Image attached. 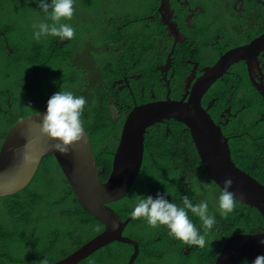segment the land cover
Returning <instances> with one entry per match:
<instances>
[{
    "label": "trees",
    "instance_id": "obj_1",
    "mask_svg": "<svg viewBox=\"0 0 264 264\" xmlns=\"http://www.w3.org/2000/svg\"><path fill=\"white\" fill-rule=\"evenodd\" d=\"M25 2L26 0L22 4L25 5ZM23 15L24 9L12 11L6 0H0V30L7 29L9 33L18 35L19 33L14 32L15 24L10 21H13L15 17H23ZM128 18L129 20H125L121 26L132 24L131 26L120 32L119 26H114L110 39L108 41L104 39L107 46L105 45L104 51L97 52V59L102 61V64L92 74L93 80L86 75L77 76L75 73L78 72L74 71L73 67L63 69L60 73H50L56 79V82L52 84L54 88L52 95L57 91L69 90L77 96H84L87 101L81 118L85 129L90 134L97 165L99 168L104 167V172L100 175L102 182H106L111 173L114 153L126 121L124 113L126 110L121 108L124 105L123 102L127 100L126 94H119L122 98L118 104L119 100L115 95H112V92L115 93V89L113 88L114 81L109 78L110 70L121 72L122 69H134V73L141 75L139 78L131 80L138 103L149 100L152 94V92L149 93V89H153V93L158 98L164 97L166 92L163 82L158 78L160 72L156 66L165 62L171 50V42L168 41L165 47L164 41L162 42L160 38L162 35L160 28L152 31L153 27H156L153 25L155 23L145 22L144 19L142 21L139 16L135 15ZM219 18L210 17L208 20L211 21L209 22L196 23L198 27L189 39V43L177 46L174 55L175 58L180 57L177 61L182 58H191L207 63L212 58L216 59L218 55L205 56L204 59L202 50L213 44L217 36L225 37L227 25L217 23L224 17ZM78 24L82 23L78 22ZM137 24L141 25L139 29ZM142 24L143 26L147 25L143 28L147 35L150 32L153 34L143 37L140 34H144ZM236 26L230 25L228 31L232 30L231 33L236 34L234 29ZM137 37L138 39H136ZM0 39V56H3L5 51L1 35ZM218 40L223 39L218 38ZM9 44L13 45L11 42ZM55 44H57L56 41ZM40 46L46 49L50 45L46 43ZM114 47H117L123 55L113 56L111 49ZM195 47H197L198 53L195 51ZM54 48L56 45L53 43L50 49ZM157 48H160L161 52L156 53ZM38 51L47 54L46 51L39 49ZM104 55L107 57L104 58ZM71 61H73V56L69 63ZM240 78L242 80L236 81L237 78L233 76L227 77L223 83H218L214 94L211 93L210 96L218 97V103L227 101V98L222 94H228L229 99L238 100L236 104L230 102L228 104L232 108L230 114L236 113L238 121L225 127L223 131L230 137L234 163L264 185V131L260 130L261 125L257 123L259 118L252 120L251 115L239 116L248 112L249 109L262 114L260 109L263 107L260 105L261 100L252 95L253 87L249 76L245 75ZM229 80L236 82L231 83ZM32 81H24L23 84L34 85L37 82L42 84V81H38V79H35L33 83ZM20 85H22L21 82L14 81L12 84L4 85L5 90L0 88V104L3 103L1 98L10 95L11 91L18 89ZM141 88H144V95L141 94ZM27 108V103L20 106L17 114L22 117L26 116ZM220 113H217V117ZM167 127H169V131ZM244 131L251 133L252 136L243 135ZM2 137L5 138V135ZM144 148L142 167L132 189L125 199L109 204L122 220L131 213L137 196L152 195L155 197L157 193L166 194L167 198L176 204H180L181 197L185 195L190 199H195V191L192 186L195 181L200 179L196 172L201 169V166L191 141L190 132L184 131L181 124L174 122L169 125L153 126L145 135ZM44 168H47L44 173L53 172L52 178H43L40 181V186L49 191L48 199L42 189H39L38 192H31L36 198L35 204L45 206L42 216L36 219L28 218L23 214L18 200L13 197L0 199V257L2 254L4 256L11 255L12 250L18 254L24 250L22 248L25 239L21 238V235L30 238L35 234H41L49 240L51 250L45 253L30 254L29 258L32 255V259L39 264L44 261L46 264L55 263L56 260L84 246L103 231L101 223L77 203V199L66 183L57 178V175L60 177L61 170L54 156L50 157L49 165L46 164ZM208 183L215 187L209 181ZM217 191L219 194V190ZM56 196H59L57 202H55ZM216 197L211 203L214 207H216ZM67 199H71V204L74 205L66 204ZM57 208L59 210L58 218H55V209ZM211 213L215 215L216 223L206 237V246L203 248L194 246L187 255L182 251L184 244L170 236L165 229L151 230L145 225L146 222L142 218H133L126 226L124 233L138 241L139 255L134 264H167L169 258L177 260L178 264H215L218 255L233 234L256 235L264 232V218L257 209L251 206H244L235 201V207L227 217L221 216L216 209ZM190 218L203 234L204 229L199 219L195 216ZM9 219L10 231H7L5 224L9 222ZM140 228H145L146 231L142 234L138 231ZM158 237L162 238L158 239ZM131 251L132 248L128 245L114 243L97 252L82 264H126ZM24 254H27L25 250ZM0 264H8L5 257L0 258Z\"/></svg>",
    "mask_w": 264,
    "mask_h": 264
},
{
    "label": "water",
    "instance_id": "obj_2",
    "mask_svg": "<svg viewBox=\"0 0 264 264\" xmlns=\"http://www.w3.org/2000/svg\"><path fill=\"white\" fill-rule=\"evenodd\" d=\"M168 5L171 7L170 0H163L160 13L165 12ZM0 33L3 34L1 31ZM260 51L264 52V35L251 45L239 47L221 57L211 73L202 80H197L190 100L185 96L186 102H174L169 99L134 108L122 129L114 153L112 170L106 182L100 179L104 167L99 168L97 165L90 134L85 127L84 139L72 145L67 155H61L54 153L53 142L40 132L43 114L19 121L8 132L0 152V199L14 196L24 190L43 157L55 154L62 175L79 204L104 228L94 240L56 264H81L93 253L114 242L133 248L127 264H134L139 253L138 244L135 240L123 236L124 228L133 217L130 215L123 221L108 204L124 199L136 182L143 163L145 135L148 129L156 123L176 120L190 129L195 151L209 180L221 189L223 180L231 177V191L235 193V201L257 209L264 218V186L250 173L233 163L227 138L201 105L204 87L208 88L211 81L222 76L232 63L246 62V66L251 70ZM169 63L170 61L165 66H160L162 72L166 71ZM261 74L264 78L262 70ZM250 77L253 81L254 75L251 74ZM259 239H264V232L256 235L235 234L226 242L215 264H241L243 259L251 264L256 256L264 255V247L258 245Z\"/></svg>",
    "mask_w": 264,
    "mask_h": 264
},
{
    "label": "flooded vegetation",
    "instance_id": "obj_3",
    "mask_svg": "<svg viewBox=\"0 0 264 264\" xmlns=\"http://www.w3.org/2000/svg\"><path fill=\"white\" fill-rule=\"evenodd\" d=\"M23 1L24 0H6L12 11H19V9H24L25 7H37V4L27 2V0L24 5L22 4ZM110 1L111 0H102V5H106L107 3L109 5ZM158 1L161 2V0ZM99 3L100 0H76L74 4L75 16L70 21L84 24L77 30L78 39L60 41L59 38H54L47 42L50 46L46 49L34 43L30 44L27 48H23L20 43L22 41L18 42L13 38V34L9 33L7 29L4 31L0 30L3 33H0V35L4 42L5 51L3 52V56H0V88H3L6 84H12L14 81L21 82L22 78L28 79L40 69L45 71L46 74L51 72L56 74L58 72L60 73L63 69L73 67L74 71L76 70L78 72L75 74L83 77L86 74V66L82 64L77 65L73 61L69 63L71 59L70 54L74 53V49L77 53H85L86 51L96 53L99 50V45L102 43L104 36V31L99 25L98 19L95 17V7ZM170 5L171 7L168 5L165 12H161L157 21L153 17L149 18V21L155 22L153 25H156V27H153L152 31L158 28L162 31L160 38L162 42L164 41L165 47L168 41L171 42V50L165 62L156 66L158 72H160V77L158 78H160L166 88L165 96L158 98V96L153 93V89H149V93L152 92L149 100L144 103H138V100L135 98V88L131 80L132 78H139L141 75L134 73V69H122L121 72H113L112 69L110 70L109 78L114 81L113 88L115 89V93L112 92V95H115L119 100L118 104L120 103V98H122L119 94H126L127 100L123 102L124 105L121 106V108L126 110V115L130 114L137 106L167 100L168 98L182 101L185 100V96H188L187 100H190L193 97L192 90L197 80L211 73L221 57L239 47L251 45L264 35V0H173L170 1ZM210 17H224L217 23L227 25V31L224 34L225 37L217 36L213 44L202 50V57L204 59L205 56L211 57L218 55L216 59L212 58L207 63L191 58H182L180 61H177L180 58L174 57L177 46L188 44L189 39H191L194 31L198 27L196 23L203 24L209 22L211 21L208 20ZM109 23L110 24H106L108 25V31L105 32V39L107 41L110 39L109 37L112 32V21ZM230 25H237L234 28L236 34H232V30L228 31ZM139 27H141V25L137 24L138 29ZM152 34V32L148 35H145V32L144 34L141 33L143 37ZM218 38H222L223 40L219 41ZM55 41L57 44H55ZM9 42L13 45H10ZM221 42L222 45H220ZM53 43L56 45V48L50 49ZM105 45L107 46L106 43ZM38 49L46 51L47 54L41 53ZM195 51L198 53L197 47H195ZM155 52H161V49L157 48ZM261 52L262 51H260L257 59L253 61V68L251 70L246 66V62L238 61L232 63L227 67L228 70L221 74L222 76L211 81L208 88L204 87L205 93L201 96L202 107L210 114L214 123L222 131L225 127L238 121L236 113L230 114L232 108L228 105L229 102L236 104L238 100L235 98L229 99V97H227L228 94H222L227 98V101L218 103V97H211V93L214 94V90L217 88L218 83H223L227 77L233 76L237 78L236 81H240L242 80V78H240L241 76L248 75L251 80V74L254 75V80L251 81L253 87L252 95L261 100L260 105L263 109H260L262 114L255 113L252 109H249L248 113L251 115L252 120L259 118L257 123L261 125L260 130L264 131V82L260 81L261 70H264V52ZM168 61H170L168 68L166 71L162 72L160 66H165ZM11 64L14 66H10ZM91 78L93 80V75ZM40 81H42V84L37 82L34 85H30L27 83L25 85H20L18 89L12 90V102L23 106L27 102L40 103L46 101L53 93L54 88L52 84L56 82V79L54 77L51 81ZM236 81L229 80L231 83ZM259 81L261 83H259ZM141 94L144 95V88H141ZM8 105L10 106L11 104ZM1 109H3V107ZM218 112L221 113L217 117ZM227 114L230 115L228 116ZM172 122L174 121H165L164 123H157L154 126H161L162 124L169 125ZM167 130H169V127H167ZM184 131H188L187 128L184 127ZM243 135L252 136L251 133L246 131L243 132ZM236 136L240 137L239 135ZM68 204L74 205L71 204V200ZM193 247L194 246L183 245L182 251L187 255Z\"/></svg>",
    "mask_w": 264,
    "mask_h": 264
},
{
    "label": "clouds",
    "instance_id": "obj_4",
    "mask_svg": "<svg viewBox=\"0 0 264 264\" xmlns=\"http://www.w3.org/2000/svg\"><path fill=\"white\" fill-rule=\"evenodd\" d=\"M151 1L154 2V5L152 7L153 9L150 12V14H147V15H141V10H142L141 5H136L131 8L127 7V5L117 7L113 12V17L111 19L112 21L111 27L113 28L114 26H119V32H120L124 28L131 26L132 24H125L124 27H122L121 25L125 20H129L128 17H130L133 14L135 16H139V18L142 21L144 19L145 22L149 21L150 20L149 18L151 17H153L157 21L158 17H160L161 15L160 10H161V5H162L163 0H161V2L158 0H151ZM27 2L37 4L38 13L43 14V16L46 18L44 21L38 22L33 25L34 40L41 41L42 38L56 37V38H59L60 41H66V40H71L74 38L75 29L70 24L64 23L62 21L72 19L74 12H75L74 4L76 0H27ZM107 6H108V3L106 5H102V0H100V3L96 5L95 9L96 10L100 8L105 9ZM48 21H51V22L49 23ZM144 26H147V25L144 24ZM144 26L142 27V29L144 28ZM146 34L147 33L145 32V35ZM136 39H138V37ZM111 51L113 52L112 53L113 56L119 57L123 55V53L117 47L112 48ZM36 72L37 73H35L33 76H31L28 79L22 78L21 79L22 85H24L23 84L24 81L31 82L33 80L32 81L33 83L35 82V79H38V81L40 80L51 81L54 78L52 75H50V73L46 74L45 71L41 69L37 70ZM51 74H55V73L51 72ZM203 78H199V79L202 80ZM260 81L264 82V78L262 77V74H261ZM1 89L5 90L4 87ZM195 91H197V89H195ZM169 99L174 102H186V99L179 101V100H173L171 98H168L167 100ZM1 100H3V103L0 104V152L8 136V132L13 128V126L16 123H18L19 121L23 119H26L27 117L36 116L40 114H43L42 122L40 124V132L42 135L46 136L50 141L53 142L52 147H53L55 154L59 153L61 155H67L69 152V148L75 143L82 141L85 137L84 124L81 118L84 112V109H85V105L87 103L84 96H77L72 91H69V90L57 91L53 95L51 94L49 98L46 99V101L44 102H40V103L27 102L28 108L26 111V116L24 117L17 114L18 110L20 109V105L12 102L11 94L7 95L6 97L1 98ZM167 100H161V102L167 101ZM8 104H11V105L9 106ZM2 107L3 109H1ZM202 109L204 110L203 107ZM124 113H125V118L127 120V117L129 116V114L126 115V111ZM248 115L250 114L248 112H245V113H242L240 116L245 117ZM209 117L212 119L210 114H209ZM166 121L167 122L174 121V123L176 124H181L183 127L187 128V130L190 132V129H188V127L183 123H180L176 120H166ZM148 132H149V129H148ZM221 132L228 140V145L231 151V160L233 161L232 150H231V145H230V137L224 134L222 130ZM2 135H5V138H3ZM190 135H191V132H190ZM191 141H192V137H191ZM55 154L44 156L42 162L39 164L40 166L37 167V171L35 172V175L32 177V179L29 181L27 187L21 192H19L18 194L11 196L14 199L19 201V203L21 204L23 214L28 218L36 219L43 215L45 206H37V204H35L36 198L32 195L31 192H38L39 189H42L45 197L48 199L49 191H46L45 188L40 186V181L43 178H52L53 172L44 173V171L47 169V168H44V166L46 164L49 165L50 157L51 156L55 157ZM198 159H199V164L201 166V169H199L196 172V175L197 177L200 176V179L195 181V183H199L200 185L202 184L205 185V182L208 183V181L212 183L208 178L205 167L202 161L200 160L199 156H198ZM26 164H34V163L26 162ZM57 178L66 183L65 178L63 177L61 171H60V177L57 175ZM212 184L217 189L213 187L211 184H209L215 190L207 186V189L205 191V200L200 199L198 193L194 189L193 190L195 191V194H194L195 199L194 198L190 199L189 196L185 195L181 197L180 204H176L170 201L167 198L166 194H161V193H157L155 197L152 195H148L146 197L137 196V199L135 200L132 206L131 213L123 221H125L130 215L133 218H138V219L142 218L146 222L145 225L147 226L149 225L154 228L163 226L164 228H161V229H165L170 236H172L174 239L180 241L182 244L186 246H199L203 248L207 244L206 237L209 231L213 228V226L216 223L215 215H213L211 211L216 209L220 213L221 216L227 217L228 214L231 213L235 207V193L231 191L233 187V179L231 177L224 179L223 187L221 189H219L214 183ZM66 185L69 187L68 183H66ZM217 190H219V194ZM197 191H199V186L197 188ZM214 194L215 195L218 194V196L216 197V201H215L216 207L212 206L211 204L212 201L215 199ZM207 195L212 196L211 202H208L206 200ZM58 197L59 196L55 197V202L58 201ZM74 197L75 199H77L75 194H74ZM70 200L71 199H67L66 204H68ZM197 201H201V202L198 203ZM77 203L79 204V202ZM108 206L111 207L109 204ZM55 211H56L55 218H58L57 216V212L59 211L58 208L55 209ZM192 216L197 217L199 221L202 223V226L204 229L203 234L196 227L193 220L190 218ZM5 228L7 231H10V219H9V222L5 224ZM125 228L123 230V236L131 240H135V239H132L130 236H127L126 233H124ZM103 231H104V228H103ZM100 234H98L97 236H99ZM242 234H245V233H242ZM234 235L235 234H233L232 236ZM97 236H95L90 241H88L87 244L91 242L92 240H94ZM21 238L25 239L22 249H24L27 254H24V250H22L20 254L14 252L13 250L11 252V255L9 256H4V254H2L0 258L5 257V261H7L8 264H26V257H28V264H39L37 263V261H34L32 259V255L29 258V255L45 253L51 250V244L49 240L47 239V237L41 234H35L30 238H28L26 235H21ZM161 238L158 237V239H161ZM135 241L138 244V241L137 240ZM114 243H120V242H114ZM112 244L99 249L97 252L111 246ZM120 244H123V243H120ZM123 245H127V244H123ZM258 245L260 247H264V239H259ZM82 247H79L78 249ZM78 249H76L75 251H77ZM138 250H139V245H138ZM74 252H71V253H74ZM97 252L93 253L89 258H91ZM71 253H69L68 255H70ZM132 253H133V248H132L130 255L128 256V260ZM61 259H58L55 261V263H50V264H56L57 261ZM128 260L126 261V264L128 263ZM84 261H82V263H84ZM115 261H121V260H115ZM42 264H46V261L42 262ZM241 264H248V261L243 259L241 261ZM251 264H264V255L256 256L255 259L252 260Z\"/></svg>",
    "mask_w": 264,
    "mask_h": 264
},
{
    "label": "rangeland",
    "instance_id": "obj_5",
    "mask_svg": "<svg viewBox=\"0 0 264 264\" xmlns=\"http://www.w3.org/2000/svg\"><path fill=\"white\" fill-rule=\"evenodd\" d=\"M125 5H127V7L129 8L134 7L136 5H141L142 6L141 15H147V14H150V12L152 11L154 2H152L151 0H142V1H139V0H111L110 4L105 9L100 8L96 10L95 17L98 19L99 25L102 27L104 31L103 40H102V43H100L99 45L100 48L97 52L105 50V43H104L105 42L104 40L105 32L108 31V25L106 24H110L109 22L111 21L113 17L114 10L119 6H125ZM74 16L75 14L73 15V17ZM45 19L46 18L43 16V14L38 13V7H35V8L25 7L23 17H15L13 21H10L15 24L14 32L19 33L18 35H13V38L17 39L18 41H22L20 43L22 44L23 48H27L30 46V44H33V43L39 44V45H45L47 42H49L50 40H53L56 37L42 38L41 41H36L33 38V31H34L33 25L38 22L44 21ZM48 22L50 23L51 21H48ZM62 22L70 24L75 29V36L71 40H77L78 39L77 30L80 26L84 24H78V22H74L70 20H65ZM97 52L90 53L86 51L85 53H77L74 49V53L70 54L71 56H73V62L75 64L77 65L82 64L86 66L85 71H86V76L88 78H91L92 74L97 71L98 66L102 64V61H98L97 59ZM103 57L106 58L107 55H104ZM198 186H199V191H197ZM207 186L213 189V187L209 185L207 182H205V185L194 183V185L192 186L193 187L192 189H194L198 193L200 199L205 200V191L207 189ZM215 197L216 195L214 194V198ZM206 200L208 202H211L212 196L207 195ZM147 227H149L151 230L164 228L163 226L154 228L149 225ZM138 231L142 232L143 234V232H145L146 229L140 228L138 229ZM26 264H28V257H26ZM167 264H178V263H177V260L173 258H169L167 261Z\"/></svg>",
    "mask_w": 264,
    "mask_h": 264
}]
</instances>
